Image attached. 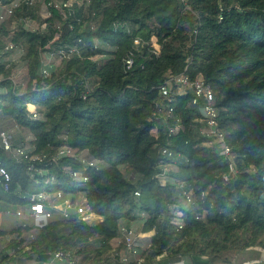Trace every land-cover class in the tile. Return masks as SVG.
Returning <instances> with one entry per match:
<instances>
[{
  "label": "trees",
  "instance_id": "16d2710c",
  "mask_svg": "<svg viewBox=\"0 0 264 264\" xmlns=\"http://www.w3.org/2000/svg\"><path fill=\"white\" fill-rule=\"evenodd\" d=\"M43 4L51 16L41 15ZM51 4L22 5L0 23V128L11 121L32 136L8 132L13 146H30V157L47 154L43 161L18 159L0 139V163L12 177L8 191L0 182V264L45 263L58 251H70L81 264H120L114 241L123 224L149 238L144 264L164 253L165 263L243 264V252L256 260V249L264 252V0H91L72 15ZM8 45L14 49L5 51ZM69 48L76 51L58 55ZM16 52L28 65L24 91L13 83L8 60ZM45 54L60 57L47 77L40 73ZM182 73L215 92L236 169L229 180V162L208 145L191 92L160 93L167 75ZM64 146L75 155L56 158ZM80 155L99 169L83 165ZM59 191L73 200L83 196L102 221L57 215L36 228L15 216L37 194ZM185 193L195 205L186 206ZM174 205L184 212L181 231Z\"/></svg>",
  "mask_w": 264,
  "mask_h": 264
},
{
  "label": "built area",
  "instance_id": "2783aa9c",
  "mask_svg": "<svg viewBox=\"0 0 264 264\" xmlns=\"http://www.w3.org/2000/svg\"><path fill=\"white\" fill-rule=\"evenodd\" d=\"M91 0H52V7L56 10L64 12L65 14L72 15L75 13V8L77 5H82L85 3H89ZM36 0H13L8 4H3V1L0 0V23L7 20L9 17L13 15V13L22 5L25 6H33L35 5ZM75 4V5H74ZM47 6V5H46ZM48 9V7H47ZM51 16L50 10L48 9V13L45 17ZM118 26H115V30H117ZM135 45L139 46L140 41L136 40ZM13 45H8L5 48V51L13 50ZM76 51L75 48H69L67 51L60 50L58 55H66L70 53H74ZM54 56L53 54H50ZM3 52L0 51V64L3 62ZM134 59L129 57L126 59L125 66L127 69H131L134 66ZM41 75L47 77L50 75L49 71L46 69L43 59H42V67L40 70ZM14 82V81H13ZM177 89L178 94H186L191 92L192 94V105L197 107L200 111L202 120L204 122V128L202 129V133L209 138L208 145L215 146L216 150L220 155L225 157V160L229 162L230 165V174L229 176H225L226 180H229L231 175L236 174V169L234 168L232 150L229 144L227 143L226 137L224 133L219 128L218 122V108L216 107L215 101V92L212 86L206 83L202 79L191 80L188 74L182 73L178 76L167 75L164 84L160 87V93L163 97H170L174 91ZM174 112L173 107L168 109L167 115L172 116ZM31 117L33 119H38L39 114L32 111ZM178 128H171L170 133H176ZM0 139L2 146L5 151L11 152L16 158H24L30 159L32 161H43L47 158V154L41 157H30L29 150L30 146L22 144L20 146H13L12 144V136L7 132L0 133ZM168 153L167 150L164 151V154ZM75 150L71 147L64 146L58 149L57 157L61 159L62 157L74 156ZM169 155H171L169 153ZM79 160L86 167H94L99 169V165L96 161L89 160L85 156L80 155ZM70 175L82 182L88 181V177L82 175L78 171H69ZM0 182L5 191L10 189L12 183V177L10 171L5 166H2L0 163ZM139 195V193H137ZM204 195V194H203ZM185 203L186 206L190 207L196 204V199L192 193H185ZM86 199L83 196H80L77 200H73L70 197H66L62 191L56 193H48L41 192L37 194L34 198V201L25 209H19L16 211L15 216L21 220L27 219L34 222L36 228H43L48 224L50 219L54 216H60L63 218H69L73 214L78 215V217L84 221L89 223H98L102 221L100 216L95 215L89 209L86 204ZM172 212L175 216L174 225L178 231H181L185 228V217L184 212L180 208L179 205H174L172 207ZM3 212L0 211V225L3 220ZM201 217H197L200 219ZM32 238L34 235L31 236ZM147 236L136 230L134 226L123 224L120 226L118 237L114 241V247L116 249H120L115 254L116 260L120 264H144L145 259L143 257V251L149 246L145 240H147ZM167 254L164 253L158 256L154 264H184V259H181L178 262H163L166 258ZM3 264H81L78 259H75L72 256L70 251H58L54 254L53 258L49 262L39 263V262H21L15 261L10 263Z\"/></svg>",
  "mask_w": 264,
  "mask_h": 264
},
{
  "label": "rangeland",
  "instance_id": "374dc122",
  "mask_svg": "<svg viewBox=\"0 0 264 264\" xmlns=\"http://www.w3.org/2000/svg\"><path fill=\"white\" fill-rule=\"evenodd\" d=\"M47 13H48L47 6H46V4H43L42 7H41V15L42 16H46ZM22 24L27 29H30V30H34L36 28V25L33 22H31L30 20H28V21H26V20L24 21L23 20ZM21 55H22L21 52H16V53L12 54V56L9 57L8 60L10 59V62H12V64L15 65V67L13 68V75H12L13 81H14L13 83L21 91H24L27 88V86L29 85V76H28V65L26 63L20 61V59H19L21 57ZM43 62H44V65H45L46 69L51 74V72L53 70H55V68H57L58 65L60 64V57L59 56H52L50 54H45L44 57H43ZM0 91L3 92V91H5V89L4 88H0ZM10 122L9 123L6 122V123H8L7 129L2 130L0 128V131H6L7 133L9 132V133H11L13 135V137L22 136V137H24V140L27 139V141H29L31 139V137H32L31 134L27 133V131L21 130L14 123H12V122L10 123ZM121 169L123 171H125V167L124 166H122ZM126 176L131 181H136L138 179V176L135 175V174L126 173ZM148 242H149V239H148ZM147 244H149V243H147ZM250 251H253V249L250 250ZM246 253H248V252H243L240 255V256H243L242 257L243 261L246 260V258H247L245 256Z\"/></svg>",
  "mask_w": 264,
  "mask_h": 264
},
{
  "label": "crops",
  "instance_id": "0c3cea01",
  "mask_svg": "<svg viewBox=\"0 0 264 264\" xmlns=\"http://www.w3.org/2000/svg\"><path fill=\"white\" fill-rule=\"evenodd\" d=\"M148 239L149 238H147V240H145V241L148 242ZM256 250L261 252L260 256L256 260H253V261L251 259L247 258L246 260L243 261V264H264V257H263L264 253H263V251H261L260 249H256ZM236 263L239 264L238 262H236ZM184 264H191V261L189 259L185 258Z\"/></svg>",
  "mask_w": 264,
  "mask_h": 264
}]
</instances>
